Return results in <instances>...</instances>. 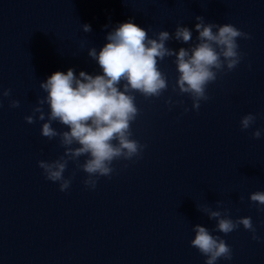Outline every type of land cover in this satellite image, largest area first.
<instances>
[{"label":"water","instance_id":"95a60500","mask_svg":"<svg viewBox=\"0 0 264 264\" xmlns=\"http://www.w3.org/2000/svg\"><path fill=\"white\" fill-rule=\"evenodd\" d=\"M196 16L252 36L237 41L243 59L208 86L211 99L196 111L189 96L174 93L175 57L166 58L159 68L168 90L158 99L135 93L140 115L132 139L147 146L142 156L114 161L115 172L95 190L85 187L83 172L67 192L46 180L38 161L55 160L64 149L42 137L47 120H25L47 95L40 83L70 68L77 76L102 74L88 50L99 52L107 34L130 18L150 38L188 27L195 43ZM0 88L21 102L13 109L2 98L0 107V264H205L191 247L195 225L216 227L205 207L230 210L233 220L251 217L260 237L254 241L242 225L228 235L213 231L233 254L217 264H264V211L250 201L264 191V131L259 140L252 136L264 130V0H0ZM169 97L183 104L169 111ZM249 113L257 121L242 131ZM75 167L69 163L66 178Z\"/></svg>","mask_w":264,"mask_h":264},{"label":"clouds","instance_id":"9594fccd","mask_svg":"<svg viewBox=\"0 0 264 264\" xmlns=\"http://www.w3.org/2000/svg\"><path fill=\"white\" fill-rule=\"evenodd\" d=\"M195 19L198 35L193 43V31L188 27L178 24L174 34L161 30L150 38L149 32L130 18L129 22L117 25L107 34V43L99 52L95 47L88 50V56L98 64L102 74L81 71L77 76L75 69L70 68L66 74L57 71L40 83L47 95L37 99V106L25 120L29 125L36 123L37 119L47 120L42 124V137L48 141L58 140L59 147L64 149L55 160L38 161L46 180L58 183L59 190L67 192L78 172H83L87 176L83 181L85 187L95 190L101 177L110 178L115 172L114 161H131L142 156L147 146L132 139L131 125L140 115L135 93L145 99H158L168 90V79L159 68V63L166 58L175 57L173 63L178 77L172 88L174 93L178 89L179 95L189 96L192 109L196 111H199L201 102L211 99L207 94L208 86L217 81L218 75L235 70L243 59L237 41L250 40L252 36L232 24L206 23L203 16ZM82 28L85 33L92 31L88 24ZM172 40L191 46L180 47L177 51L167 46ZM11 97L12 89L0 88V107L3 106L2 98H8L10 108H20L21 102ZM165 103L171 111L183 101L174 102L169 97ZM45 105L48 112H45ZM189 110L184 108V113ZM256 121V115H245L240 121L241 130H249ZM53 123L68 130L58 131ZM262 131L256 129L253 138L261 139ZM82 157L85 159L80 163ZM70 162L76 167L66 178ZM250 201L260 206L258 211H264V191L252 193ZM243 202L240 197V203ZM217 206H222V202L217 201ZM197 209L201 211L199 207ZM203 211L209 220L216 221V227L210 231L207 227L195 225L191 247L206 257L205 264L233 259L231 247L220 236H214L213 231L228 235L242 225L252 233L254 241H260L251 217L233 220L230 210L221 212L205 207Z\"/></svg>","mask_w":264,"mask_h":264}]
</instances>
